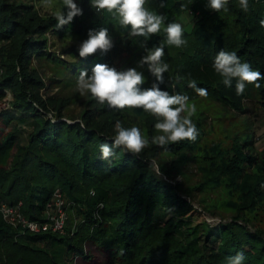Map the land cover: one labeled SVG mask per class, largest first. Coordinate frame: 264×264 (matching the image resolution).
<instances>
[{"label":"trees","instance_id":"1","mask_svg":"<svg viewBox=\"0 0 264 264\" xmlns=\"http://www.w3.org/2000/svg\"><path fill=\"white\" fill-rule=\"evenodd\" d=\"M198 1L146 0V8L166 19L161 31L145 40L130 37V26H122L115 13L97 11L91 0H74L83 15L59 29L53 13L63 8L62 0H55L51 13L40 11V0H0V199L20 201L25 217L40 220L59 188L73 203L74 218L83 217L64 234H34L0 216V264H64L39 246L53 241L67 243L66 263L89 260L85 247L91 241L120 264H228L241 252L242 264H264V225L256 220L264 217V153L254 152L252 136L243 142L226 137L228 147L217 142L200 152L205 116L198 112L192 117L199 133L195 141L161 147L151 143L161 134L154 128L156 117L140 108H110L77 90L81 70L91 75L97 63L116 68L113 58L124 49L163 46L169 70L162 90L192 101L201 97L188 86L195 80L207 89L202 98L224 112L264 114V79L238 95L236 81L226 87L213 68L224 50L264 75V0H248L247 11L239 0H228L226 10L203 7L199 16L194 13ZM186 12L194 16L189 28L183 27L187 43L168 45L166 24H182ZM100 28L108 29L112 49L81 58L80 44L89 30ZM154 81L148 71L142 87ZM70 86L75 91L63 93ZM53 88L58 92L51 93ZM77 103L74 113L71 106ZM117 121L140 128L149 146L139 155L115 149V157L103 160L100 145L113 143ZM195 202L227 220L187 226L184 219L196 211ZM157 209L169 214L160 226L154 221Z\"/></svg>","mask_w":264,"mask_h":264},{"label":"clouds","instance_id":"2","mask_svg":"<svg viewBox=\"0 0 264 264\" xmlns=\"http://www.w3.org/2000/svg\"><path fill=\"white\" fill-rule=\"evenodd\" d=\"M43 8L51 10L55 7V0H40ZM146 0H91V6L97 11L106 10L119 16L122 26H130V37H144L147 40L161 31L166 17L150 11L145 7ZM244 11L248 10V0H239ZM63 8H57L53 13L56 28L70 24L75 17L82 16L83 10L74 0H62ZM228 0H208L207 7L215 12L226 10ZM66 10V11H65ZM264 26V20L261 21ZM166 43L180 48L187 41L183 38L184 29L180 23L169 22L164 28ZM113 47L107 28L89 30L88 38L82 41L78 48L79 56L85 58L96 53L106 54ZM164 47L157 46L147 50L139 64L147 65L148 71L155 78L151 87H142L145 77L136 68L118 71L115 67L97 63L89 75L87 70H81L77 80V90L82 94L90 93L98 103L107 104L110 108L123 110L125 108H140L144 112L157 118L154 128L160 135L153 136L151 143L164 147L181 141H195L198 129L192 117L197 112L195 103H189V97L184 94H170L162 90L160 85L164 81V73L169 65L163 59ZM213 68L222 78L226 87H231L233 80L238 95L243 94L247 85L260 87L258 81L264 79L261 72L253 70L248 63H242L235 52L221 50L214 58ZM188 86L198 96L207 95V89L197 87L192 80ZM150 141L146 139L140 128H125L119 121L115 124V136L111 145H100L101 159L109 160L116 156L115 149L125 150L133 155H139ZM243 253L228 259V264H242Z\"/></svg>","mask_w":264,"mask_h":264},{"label":"rangeland","instance_id":"3","mask_svg":"<svg viewBox=\"0 0 264 264\" xmlns=\"http://www.w3.org/2000/svg\"><path fill=\"white\" fill-rule=\"evenodd\" d=\"M208 0H199L196 3V10H194L195 14L197 13L198 16L201 15L203 7H207ZM56 3V2H55ZM55 7L51 10L45 9L40 5L39 9L42 13H51L54 11ZM194 19V16L190 12L183 13L180 17L182 22V26L185 29H188L190 23ZM61 44L60 41L55 40V45L58 47ZM147 52L140 51L138 47L132 49V52L126 51L125 49L122 50L117 56H114V64L116 68L120 71L127 70L128 68H136L137 71L142 72L147 79L148 68L147 65L143 67L140 66L139 62L142 57L146 56ZM75 91V86H70L66 89H63V93L71 94ZM51 93L58 92L57 88H53ZM189 103H195L197 106V112H203L205 119H204V134L201 141L198 143V148L200 152L207 146L212 143H220L223 148L228 147L230 144V140L234 136H238L241 142L246 141L251 138L253 142V149L254 152H260V154L264 153V114L260 111L251 112H224L220 105L216 102H210L207 99L202 97L196 98ZM2 107L5 106V103H2ZM79 103L73 104L71 106V110L76 113L79 108ZM195 114V115H196ZM194 115V116H195ZM228 137L229 139H227ZM156 168V166H155ZM192 180L196 181L198 178V174L196 173L195 168L192 169ZM194 174V175H193ZM179 178H177L178 180ZM69 204L66 208L67 211V222L65 225L66 230H75V226L83 220L82 216H76L74 218L71 212V206L73 203L68 201ZM196 208V211L192 212L191 215L184 219L186 225H196L202 221H206L207 223L215 226L219 222H225L227 220V215H218V214H211L205 212L201 206H199L196 202L193 203ZM169 217V214L165 213L161 209H157L154 215L155 223L160 226L164 223V221ZM259 220V225H264V217L261 216ZM256 226V225H255ZM184 227L177 228V232H182ZM41 248L46 249L48 253L52 256L53 260L57 262H65L64 264H120L118 259H114L110 256V253L107 251H102L101 249L97 248L95 244L91 241H87L86 243V253L90 255L89 260H82L80 258L75 259V262L66 263V249L67 243L65 241H53V244L47 248L43 247L42 244L39 245ZM216 246V244L214 245ZM122 264H134L124 262Z\"/></svg>","mask_w":264,"mask_h":264},{"label":"built area","instance_id":"4","mask_svg":"<svg viewBox=\"0 0 264 264\" xmlns=\"http://www.w3.org/2000/svg\"><path fill=\"white\" fill-rule=\"evenodd\" d=\"M68 204V199L59 188H56L50 200L46 203L40 220L25 217L20 211V201L9 203L4 199H0V216L6 224L17 228L21 232L64 234Z\"/></svg>","mask_w":264,"mask_h":264}]
</instances>
